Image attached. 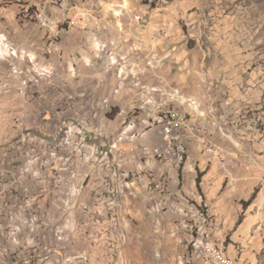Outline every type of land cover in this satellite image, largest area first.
I'll use <instances>...</instances> for the list:
<instances>
[{
	"label": "rangeland",
	"instance_id": "obj_1",
	"mask_svg": "<svg viewBox=\"0 0 264 264\" xmlns=\"http://www.w3.org/2000/svg\"><path fill=\"white\" fill-rule=\"evenodd\" d=\"M22 3L27 12L0 3L16 25L35 27L0 63V195L38 235L73 222L86 235L109 218L107 198L166 193L184 163L159 150L169 109L181 129L189 118L192 130L209 127L229 153L264 155V0ZM42 11L59 30L42 28ZM156 160L168 168L161 177ZM114 224L108 234L128 236Z\"/></svg>",
	"mask_w": 264,
	"mask_h": 264
},
{
	"label": "crops",
	"instance_id": "obj_2",
	"mask_svg": "<svg viewBox=\"0 0 264 264\" xmlns=\"http://www.w3.org/2000/svg\"><path fill=\"white\" fill-rule=\"evenodd\" d=\"M15 1L20 12H27L22 0ZM5 11L0 7V38H7L0 48V63L9 65V49L17 47L16 42L30 43L35 27L27 18L16 25V10L13 15ZM5 16L9 21L3 26ZM182 132L183 169L172 171L167 192L155 196L153 191H144L115 205L112 197L107 198L100 207L109 218L93 222L88 229L98 231L81 234L73 222L61 233L46 234L43 228L38 235L19 213L16 219L11 217L17 207L3 202L0 195V264H208L192 247L195 237L204 233L216 239L226 237L234 264H264V155L229 153L226 140L214 136L207 126L192 130L190 118ZM209 145L217 147L213 150L218 156L208 150ZM166 152L179 157L175 151ZM164 161L151 164L157 177L166 174ZM74 212L79 217L78 210ZM115 221L128 236L108 234L117 232Z\"/></svg>",
	"mask_w": 264,
	"mask_h": 264
},
{
	"label": "built area",
	"instance_id": "obj_3",
	"mask_svg": "<svg viewBox=\"0 0 264 264\" xmlns=\"http://www.w3.org/2000/svg\"><path fill=\"white\" fill-rule=\"evenodd\" d=\"M36 21L47 30H59V24L45 12H39L36 15ZM161 125V151H175L179 154L180 160H183V155L186 153L184 145V135L181 129V121L178 118V111L173 109L168 110L163 117L160 118ZM208 150L217 154L213 149L215 146H208ZM226 237L214 238L211 233H204L195 237L192 247L200 252L208 264H234V259L228 255Z\"/></svg>",
	"mask_w": 264,
	"mask_h": 264
},
{
	"label": "trees",
	"instance_id": "obj_4",
	"mask_svg": "<svg viewBox=\"0 0 264 264\" xmlns=\"http://www.w3.org/2000/svg\"><path fill=\"white\" fill-rule=\"evenodd\" d=\"M200 210H201V212L203 213L202 209H200ZM203 216L205 217L204 213H203Z\"/></svg>",
	"mask_w": 264,
	"mask_h": 264
}]
</instances>
